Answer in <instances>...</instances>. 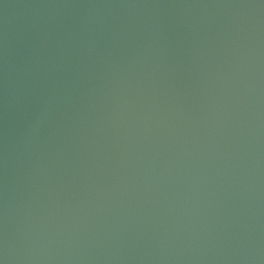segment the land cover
Returning <instances> with one entry per match:
<instances>
[{
    "label": "water",
    "instance_id": "water-1",
    "mask_svg": "<svg viewBox=\"0 0 264 264\" xmlns=\"http://www.w3.org/2000/svg\"><path fill=\"white\" fill-rule=\"evenodd\" d=\"M0 264H264V0H0Z\"/></svg>",
    "mask_w": 264,
    "mask_h": 264
}]
</instances>
